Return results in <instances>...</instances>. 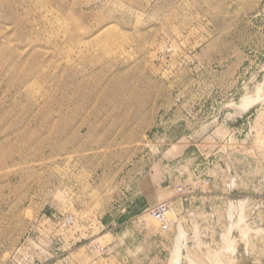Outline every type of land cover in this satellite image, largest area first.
Returning a JSON list of instances; mask_svg holds the SVG:
<instances>
[{"label": "rangeland", "instance_id": "374dc122", "mask_svg": "<svg viewBox=\"0 0 264 264\" xmlns=\"http://www.w3.org/2000/svg\"><path fill=\"white\" fill-rule=\"evenodd\" d=\"M0 264H264V0H0Z\"/></svg>", "mask_w": 264, "mask_h": 264}, {"label": "built area", "instance_id": "2783aa9c", "mask_svg": "<svg viewBox=\"0 0 264 264\" xmlns=\"http://www.w3.org/2000/svg\"><path fill=\"white\" fill-rule=\"evenodd\" d=\"M154 212L156 213L158 220L163 223L167 224L169 221L168 214L170 212V203L168 202H162L153 208Z\"/></svg>", "mask_w": 264, "mask_h": 264}, {"label": "bare ground", "instance_id": "6f19581e", "mask_svg": "<svg viewBox=\"0 0 264 264\" xmlns=\"http://www.w3.org/2000/svg\"><path fill=\"white\" fill-rule=\"evenodd\" d=\"M180 253V252H179ZM179 255V254H178Z\"/></svg>", "mask_w": 264, "mask_h": 264}]
</instances>
